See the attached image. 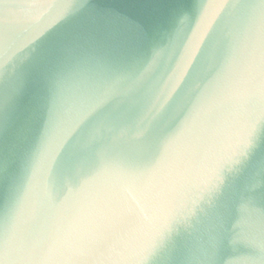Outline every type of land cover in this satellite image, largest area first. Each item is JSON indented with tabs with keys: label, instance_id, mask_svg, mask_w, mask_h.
I'll return each instance as SVG.
<instances>
[{
	"label": "water",
	"instance_id": "95a60500",
	"mask_svg": "<svg viewBox=\"0 0 264 264\" xmlns=\"http://www.w3.org/2000/svg\"><path fill=\"white\" fill-rule=\"evenodd\" d=\"M0 264H264V0H0Z\"/></svg>",
	"mask_w": 264,
	"mask_h": 264
}]
</instances>
